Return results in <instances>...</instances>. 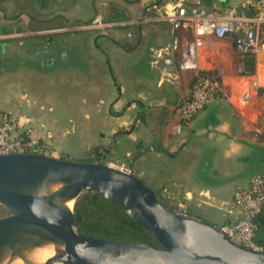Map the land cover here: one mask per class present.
<instances>
[{"label": "crops", "instance_id": "obj_1", "mask_svg": "<svg viewBox=\"0 0 264 264\" xmlns=\"http://www.w3.org/2000/svg\"><path fill=\"white\" fill-rule=\"evenodd\" d=\"M58 1L53 0L52 5ZM87 1L92 10L91 19L117 24L106 27L107 31L95 29L98 32L88 40L87 28H75V24L70 26L72 29L59 28L74 23L71 16L74 13L69 8L65 11L53 6L30 12L29 17L38 25L40 19L46 21V26L34 28L30 34L24 28H8L4 19L0 24V41L7 48V41L17 46L16 54L21 48L29 55L63 52L64 56L67 48L74 45L81 58V65L74 68L75 72L71 73L68 68L47 75L39 70L37 76L59 80L64 88H70L72 85L68 80H74L79 89H92L96 110L107 112L103 122L98 121V125L104 127L99 144H109L111 155L125 157V162L117 166L141 175L154 191H172L190 216L216 225L229 220L228 209L236 187L246 186L255 172H264V85L259 84L264 82V69L260 74L255 71L245 76L228 77L219 73H226L227 69L211 62L207 72L220 75L226 83L225 95L216 96L191 120L185 121L180 118L179 106L189 96L194 71L178 68V50L192 33L183 26L174 29L164 13L169 12L174 3L190 6L196 0ZM199 1L210 7L229 6L249 12L245 0ZM35 2L41 4L40 0ZM19 16L21 23L28 22L23 19L28 15ZM83 16L74 18L88 23L90 19ZM56 17L59 20L52 22ZM209 39L203 48L209 54L236 50L232 36ZM171 40L176 46L172 61L168 62L164 44ZM92 58L103 65L102 71L104 67L108 73V81L102 87L87 82L91 80L88 71ZM138 63L141 64L139 73L132 66ZM62 100L57 102L65 106L62 111L75 110L68 100ZM47 101L48 110L32 107L34 113L27 115L25 111H29L31 104L27 102L15 109L14 114L34 132L54 126L47 114L53 110L51 104L54 103H50L49 97ZM5 102L7 98L0 99V104ZM84 102H87L86 98L77 104L78 111H85L87 105H92ZM51 131H46V136H50ZM256 222L257 240L264 244V207L256 216Z\"/></svg>", "mask_w": 264, "mask_h": 264}, {"label": "water", "instance_id": "obj_2", "mask_svg": "<svg viewBox=\"0 0 264 264\" xmlns=\"http://www.w3.org/2000/svg\"><path fill=\"white\" fill-rule=\"evenodd\" d=\"M110 146V145H108ZM42 152L0 154V264H264V251L246 248L219 225L168 207L127 167ZM84 190L117 205L157 241L105 238L74 227L66 202ZM44 245L58 254L41 263L29 253Z\"/></svg>", "mask_w": 264, "mask_h": 264}, {"label": "rangeland", "instance_id": "obj_3", "mask_svg": "<svg viewBox=\"0 0 264 264\" xmlns=\"http://www.w3.org/2000/svg\"><path fill=\"white\" fill-rule=\"evenodd\" d=\"M209 1L210 3H219V0ZM98 2L99 1L97 0V3ZM87 3H89V1L87 0L81 2L79 0H59L58 3L54 5V9L60 8V10L67 11V8H69L72 13H74V15L71 16L72 20H75L74 23L76 24H83L85 22L78 20L76 21V19L78 18L75 19L74 17L84 15L83 18L90 19L88 20V23H85L86 27H84L87 28L86 30H88L89 34L86 39L88 38V40H90L89 36L97 33L100 30L107 31L108 29H106V27H109V25L98 26L96 22L98 19H91L89 16L92 10L90 9L91 7L87 5ZM9 4L12 5V9H8L7 11H5L6 14H0V23H3L5 18L7 20V24L11 27L16 22H20L21 18L15 15H17V13H19L20 11L23 12L24 10H20L15 1L14 3L10 2ZM21 4L28 10L32 6L30 0L23 1L21 2ZM0 5L7 6V3L5 1H1ZM52 12H54V10ZM23 19H27L28 22H23L22 27L18 28H24V30H27V34H30L31 30H35L34 28H41L44 26V24L46 26L45 20L41 21L40 19L38 25L37 22L31 21V17H29V15L26 16V18L24 17ZM58 20L59 19L56 17L52 22H57ZM102 22L106 21L102 20ZM72 24H67V26L71 28L70 26ZM62 27L63 26L59 28ZM95 29L99 30L95 31ZM9 35L10 34H8V36ZM260 37L264 40V26H262ZM119 40H121V37L119 38ZM7 42L8 48L2 41H0V99L7 98V102L0 104V109L14 114L15 109H17L23 103L26 104L28 102V104L31 103V106L29 105V111L25 112H27V115H31L34 113L31 110L32 107H35V109L42 107L48 110L49 104L47 99L49 97L50 103L52 102L54 104H51L52 106L50 105L51 109L53 110L49 111L47 114L48 116H50L49 119L51 120L52 118V121H54V126L52 124V126H49L48 128L44 127L41 129H36L35 131L38 135H40V140H42L44 143H47L49 147V155L61 157V155L64 154L68 159L92 161L91 159L99 160L105 149L108 147V152L104 157V161L107 164L117 166L118 164H120V162H125L124 156L110 154L109 149L111 148V145L108 146L109 144H99V141H101L102 139L101 132L104 127L98 125V121L102 123L104 117H106L107 115V112L96 110V98L95 95H93L94 92L90 91L92 89H79L76 86L78 85L77 81H74L72 79V81L68 80V82H70L72 86L70 88H64L62 87V82L59 80H46L38 77L39 73L37 72H39V70L46 72L44 74L47 75L55 71L60 72L61 70H67L68 68H70V72H75L74 68H79V66L81 65V58L78 55L77 48L74 45L70 46V48L68 47L64 56L63 52H60V54H57V52H55L50 55L41 53L38 55H29L27 51H24L23 49L21 50V48L16 54L18 47L10 44L9 41ZM247 58L252 59L251 66L247 64ZM92 60L93 62L91 64V68L88 71V76L91 80L87 82L92 83L93 86L98 85L102 87L103 85H105L106 81H108L106 79L108 73L104 67L102 71L103 65L98 64L94 58H92ZM211 62L214 65H218L227 69L226 73L223 71L219 72L221 76L223 75V73L228 77L245 76L248 74H252L255 71V74H260L264 69V53H261L260 56L252 55L251 57H249L244 53L231 49L230 51H222L220 54L214 55L209 54L204 50L201 51L199 57V66L207 69L208 67H211ZM140 65V63L132 65L138 73L140 72ZM99 67L101 70L99 69ZM5 77H7V80H4ZM8 78H13V80ZM222 82L223 84L225 83L224 81ZM53 83L55 84V86L53 85ZM259 84L264 85V82H259ZM63 98L64 101L68 100V102L71 104L70 107L72 109L75 108V110L62 111L61 109H63L65 106L63 104L58 105L57 102L63 101ZM82 98L87 99V102L84 103L92 105H87V110L85 111H78L77 104ZM20 111L19 113H21ZM49 129L52 130L51 135L46 136V131H48ZM46 137H49L50 139L47 141ZM138 176L142 178L141 175ZM156 193L164 202V204H166L173 210L178 212H182L183 210H185V212H188V210L184 209V206L175 199V194L172 191L169 192L168 189H163L160 192L156 191ZM74 202L75 200H73L71 206L72 208L74 206ZM7 213L8 210L0 204V216ZM19 263L20 261L18 260L17 262L14 261L12 264Z\"/></svg>", "mask_w": 264, "mask_h": 264}, {"label": "built area", "instance_id": "obj_4", "mask_svg": "<svg viewBox=\"0 0 264 264\" xmlns=\"http://www.w3.org/2000/svg\"><path fill=\"white\" fill-rule=\"evenodd\" d=\"M248 11L229 6L201 5L199 0L187 6L174 3L164 16L174 29L180 26L191 30L178 50L177 66L181 70H193L194 76L189 96L179 106L180 118L189 121L201 109L213 102L218 95H225V85L220 75L210 74L199 66V57L205 44L212 38L232 36L235 48L241 53L258 56L264 42L260 37L264 25V0H245ZM98 26L116 25L115 22L97 20ZM75 28L86 24L73 25ZM174 40L164 44V56L172 61ZM48 145L40 140L34 129L23 123L15 114L0 109V154L12 152L48 153ZM129 169V168H128ZM130 170V169H129ZM264 207V172L257 171L246 186L234 190L232 205L228 209L230 219L219 227L240 245L255 251H264V244L257 240L256 216ZM183 214H187L182 211Z\"/></svg>", "mask_w": 264, "mask_h": 264}, {"label": "trees", "instance_id": "obj_5", "mask_svg": "<svg viewBox=\"0 0 264 264\" xmlns=\"http://www.w3.org/2000/svg\"><path fill=\"white\" fill-rule=\"evenodd\" d=\"M244 54L251 57L248 53ZM246 61L248 65H252L251 58H247ZM61 157L67 158L64 154ZM73 211L74 227L81 233L157 244V241L137 221L97 192L84 190L75 199Z\"/></svg>", "mask_w": 264, "mask_h": 264}, {"label": "flooded vegetation", "instance_id": "obj_6", "mask_svg": "<svg viewBox=\"0 0 264 264\" xmlns=\"http://www.w3.org/2000/svg\"><path fill=\"white\" fill-rule=\"evenodd\" d=\"M1 1H5L6 3H7V6H1L0 5V14L1 15H3L4 13H5V11H7L8 9H12V5L11 4H9L10 2L12 3H14V1H15V3L18 5V8L20 9V10H24L23 12L22 11H20L19 13H17V15H15V16H19V15H22V14H25V15H30V12L32 11V10H37V11H40V10H48V9H51L53 6H52V4H53V0L51 1V0H40V2H41V4L40 3H36L35 2V0H30L31 1V7H30V9L28 10L26 7H23L22 6V4H21V2H23V1H26V0H0V2ZM17 1V2H16ZM33 1H34V4H33ZM9 5V6H8ZM22 7H21V6ZM40 6V7H39ZM27 11V12H26ZM6 14V13H5ZM20 17V16H19ZM1 18V17H0ZM5 19V18H4ZM31 21L33 22V21H35L33 18H31ZM4 22V21H3ZM1 24V23H0ZM7 24V23H6ZM70 24H72V23H68V25H70ZM73 24H76V23H73ZM7 26H8V28H12V27H22V23L21 22H16L14 25H12L11 27H10V25H8L7 24ZM62 28H68V26H67V24H66V27L64 26V27H62Z\"/></svg>", "mask_w": 264, "mask_h": 264}, {"label": "bare ground", "instance_id": "obj_7", "mask_svg": "<svg viewBox=\"0 0 264 264\" xmlns=\"http://www.w3.org/2000/svg\"><path fill=\"white\" fill-rule=\"evenodd\" d=\"M264 51V47L262 44L261 49L258 51V55H260L262 52ZM73 203V200H69L66 202V204L71 207ZM58 254V250L57 248L53 247L52 245H44L41 247H37L35 249H33L30 253H29V258L36 263H41L43 262L45 259H48L50 257H54L55 255ZM18 260H16L17 262ZM19 264H22L21 262Z\"/></svg>", "mask_w": 264, "mask_h": 264}]
</instances>
